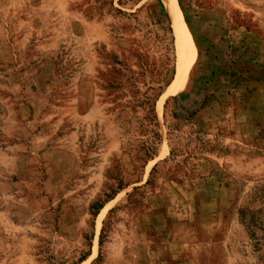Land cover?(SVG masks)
I'll list each match as a JSON object with an SVG mask.
<instances>
[{
    "label": "rangeland",
    "instance_id": "rangeland-1",
    "mask_svg": "<svg viewBox=\"0 0 264 264\" xmlns=\"http://www.w3.org/2000/svg\"><path fill=\"white\" fill-rule=\"evenodd\" d=\"M174 2L0 0V264H264V0Z\"/></svg>",
    "mask_w": 264,
    "mask_h": 264
},
{
    "label": "bare ground",
    "instance_id": "bare-ground-1",
    "mask_svg": "<svg viewBox=\"0 0 264 264\" xmlns=\"http://www.w3.org/2000/svg\"><path fill=\"white\" fill-rule=\"evenodd\" d=\"M163 1L165 4V8H166L171 20H172V25L174 27V32H175L176 38H177L178 42L181 43V45L184 47L183 48L184 53L185 52L188 53L187 42L190 41L189 32H188L183 20H181V18L178 15L177 8L175 6V2H174V0H163ZM182 87H183V81L179 86H177L175 88L174 87L170 88L168 90V92L173 94V93L181 90Z\"/></svg>",
    "mask_w": 264,
    "mask_h": 264
},
{
    "label": "trees",
    "instance_id": "trees-1",
    "mask_svg": "<svg viewBox=\"0 0 264 264\" xmlns=\"http://www.w3.org/2000/svg\"><path fill=\"white\" fill-rule=\"evenodd\" d=\"M162 12L165 14L164 10L162 9ZM152 157V156H151Z\"/></svg>",
    "mask_w": 264,
    "mask_h": 264
}]
</instances>
